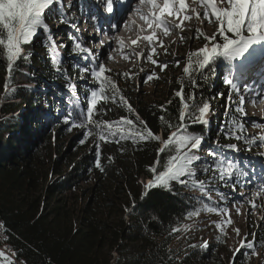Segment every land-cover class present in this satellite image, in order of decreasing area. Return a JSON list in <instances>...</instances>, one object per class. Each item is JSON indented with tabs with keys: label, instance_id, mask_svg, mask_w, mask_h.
<instances>
[{
	"label": "trees",
	"instance_id": "obj_1",
	"mask_svg": "<svg viewBox=\"0 0 264 264\" xmlns=\"http://www.w3.org/2000/svg\"><path fill=\"white\" fill-rule=\"evenodd\" d=\"M48 16L46 13L45 18ZM216 25L211 39L194 36L193 44L198 46L188 48L180 73L160 102L136 103L129 112L120 97H124V86L132 77L106 68L105 75L118 91L106 89L94 110L96 123L84 128L74 125L86 116L91 92L99 90V83L84 71L97 66L78 64L82 56L78 57L75 49L77 42L68 39L61 57L45 40L34 37L30 44L22 45V57L13 62L11 70L0 46V222L15 260L24 264H218L221 236L216 242H199L189 229L191 218L202 208L220 211L222 206L204 195L215 192L216 187H239L245 179L243 173L232 159L211 147L206 150L210 161L204 169L208 171L182 178L185 184L172 181L167 188L141 189L139 181L154 180L168 159L176 155L177 146L163 144L160 149L159 141L140 140L138 134L144 128L135 120L139 115L163 141L178 131L207 139L209 128L196 117L203 104L210 109L218 92L215 99L222 101L224 93L216 88L218 83L232 90L228 79L219 74L223 65H231L218 56L210 66L200 69L192 53L223 43ZM185 67H189L188 73L183 71ZM66 77L80 81L79 87L73 91L67 83L63 90L58 82ZM41 87L46 91L41 92ZM52 89L55 95L50 94ZM178 91L183 92L188 107L181 104ZM236 109L232 105L225 117L218 118L212 132L242 144L243 121ZM181 110L186 116L183 125ZM122 118L132 119L133 124L122 123ZM85 132L89 134L86 138ZM101 136L105 139L100 140ZM98 150L100 157L95 155ZM97 160L100 168L96 167ZM229 162L234 169L232 179L224 180L211 170L212 165L219 164L227 171ZM201 182L208 187L198 188ZM248 243L254 245L255 254L253 249L240 247L231 264H248L258 251L262 256L258 264H264V222Z\"/></svg>",
	"mask_w": 264,
	"mask_h": 264
},
{
	"label": "rangeland",
	"instance_id": "obj_2",
	"mask_svg": "<svg viewBox=\"0 0 264 264\" xmlns=\"http://www.w3.org/2000/svg\"><path fill=\"white\" fill-rule=\"evenodd\" d=\"M186 1L185 14L190 15L192 19L190 21H183L182 28H175L167 34L163 32L162 28L156 27L155 23H153L151 29L148 28L147 22L141 18L139 13L135 12L139 0L126 2V4H129V8H127L123 16H120L122 13H119L115 25L116 29L110 31L109 28L107 36L104 37L107 42L104 43V40L101 39L102 48L98 50L96 44L100 40L96 42V34L98 32L94 34L93 28H91L93 17L90 15V7H85L86 0H55L51 11L46 10L49 16L45 18V23L50 31L45 32L43 29H39L35 37L38 40H45L57 52L58 56L65 55L63 48L67 45L68 39H71L73 43L79 42L90 50L88 54H79L78 57L82 56V59L78 61L81 67L88 64L97 66L102 63L106 68L114 72L124 71L129 73L132 80L131 82L128 81L124 86V98L128 102L127 105H130L132 108L136 103L139 104L140 102L151 105L164 100L168 86L183 67L182 63L186 58L188 48L190 46H198L193 44L192 40L194 36L197 37L196 29H199L200 35L204 37H210L217 29L215 21L209 23V18L203 17V5L199 4L197 0ZM158 2L162 4L163 0H158ZM214 2L220 7L227 6L220 3V0H214ZM104 7L105 5H101L100 11L102 14L107 13V10L103 12ZM197 13L201 14L200 18H197ZM118 18L119 22H117ZM165 19L171 24H181L182 22V17H165ZM127 22L130 24L127 25ZM92 23L94 24V22ZM153 31H155L156 37L153 44L149 45L147 41L143 40V37L152 35ZM133 40H136L137 43L133 44ZM208 44L209 42H207ZM152 47L157 49L156 53L153 54V59L167 63L168 66L164 71H161L158 65L150 64V61L147 60L148 54L152 52ZM254 47H257V54L251 58L250 66L243 73L242 77L238 76L236 65L243 62V57L234 60L231 66L223 65L219 70L220 75H225L227 78L235 80V83L240 86L239 93L244 97V86L249 84L250 78L256 79L260 83L264 79V50H262L264 49V45ZM173 61H178V63H174ZM152 71L159 78L154 77L151 81H147L145 75L150 74ZM75 81V78L69 79L66 77V79H61L58 85L65 90L63 86H66L67 83L75 87L76 85L78 86L80 81L78 83H75ZM218 84L216 88L221 93H224V95L222 101L220 99L216 100L215 97H218L220 94L218 92V95L214 96L213 105L206 113L208 122L205 125L209 128V133L206 136L207 139L202 141L201 146L197 150H194L200 159L191 166L190 170L192 172L203 171L205 165L209 164L210 161V156L206 154V150L212 147L219 149L228 159H232L236 164V168L249 181L237 188L227 187L223 190L216 187V189H213L216 193L206 192L204 196L212 202L219 203L222 209L212 212L208 211L207 208L199 209L196 216L191 218L192 222L189 229L192 231L191 234L196 236L197 240L202 243L208 241L216 242L221 236L223 242H220L221 239L220 241L218 240L221 245L219 247L221 255L218 264H231L233 256L241 247V241L246 238L248 243L253 238L255 229L260 228L264 222V197L260 190L261 186L264 185V146L259 143V138L264 136V96L259 98L255 104L252 101V103H249L247 101L248 97L244 98L243 111L240 112L243 121V135H245L244 143H231L223 140L218 133L212 131H214V124L218 118L222 119L226 116V113L230 112L232 105L237 106L239 104V95L233 88L229 92L226 86ZM27 86L31 88L35 87L34 85ZM4 90L5 88L3 92ZM77 90L79 92V89ZM40 91L44 92L46 88L41 87ZM51 93L55 95L56 92L52 89ZM75 96L79 101L80 97L77 94ZM1 101L0 97V103ZM256 103L257 110L255 107ZM111 110L116 115V109L112 107ZM47 115H50V113ZM158 135L160 136L161 149L164 141L161 135ZM229 144L235 145V149L227 148ZM260 177H263V179ZM139 183L142 189L148 183V180H140ZM197 187L201 188L200 184H197ZM204 187L208 186L203 185L202 189ZM193 194L197 195L198 191H194ZM252 203L257 205L255 209L251 208ZM229 217L232 223L226 224L223 232H221L216 225L224 223L225 219ZM236 229L240 230L239 237L235 232ZM232 249H236V251H232ZM261 258V252L258 251L255 256L249 259L248 264H258Z\"/></svg>",
	"mask_w": 264,
	"mask_h": 264
},
{
	"label": "snow or ice",
	"instance_id": "obj_3",
	"mask_svg": "<svg viewBox=\"0 0 264 264\" xmlns=\"http://www.w3.org/2000/svg\"><path fill=\"white\" fill-rule=\"evenodd\" d=\"M120 0H106V7L109 14L113 13L114 3H118ZM197 2L203 5V17L209 18V23L215 21L219 25L218 34L223 38L222 44H214L212 47H203L198 51L192 53V56L197 58V64L200 69H204L207 66H210L211 63L215 62L216 58L223 57L230 65L234 60H237L240 57H243L244 60L240 64L236 65V71L239 77L243 76V73L250 66V60L257 54V47L264 45V0H220V3L226 4V7H220L214 0H197ZM55 4V0H0V29L3 32H0V46H2L3 52L6 54L7 58V68L11 70L13 67V62L17 58L22 57V45H28L32 42L33 38L37 35L39 29H43L45 32H49L47 24L45 23L46 10L51 11V7ZM178 5V7H177ZM123 7V4H121ZM135 12L141 15V18L144 19L148 28L153 27L155 23L156 27L162 28L165 34L169 33L175 28H182L183 21H190L192 17L186 13V4L185 0H163L162 4L158 0H139V3L136 5ZM200 13H197V18H200ZM165 17H176L181 18V24H171ZM6 33V36L3 34ZM226 33H231L232 37L230 38ZM247 33V35H245ZM197 37L200 36V30L196 29ZM156 37L155 31L152 35H146L143 37L144 41H147L149 45H152ZM183 39V37H181ZM205 40L211 39L209 37H204ZM102 43V41H101ZM133 44H136L137 41L133 40ZM110 46V45H109ZM163 46V45H161ZM75 49L79 53L88 54L89 49L82 46L79 42L75 44ZM219 50V51H218ZM264 50V49H262ZM157 49L152 47V52L148 54L147 60L151 61L153 65H158L161 71H164L167 68L166 62H160L157 59H153V54L156 53ZM167 54V53H166ZM192 56H189V60L192 59ZM28 58V57H23ZM127 58V57H126ZM178 63V61H173ZM53 64L56 63L55 60L52 61ZM191 67V65H189ZM189 67L184 68V72H189ZM85 72H90L92 78H94L99 83V90L91 92V99L88 100L86 116L83 117V121L79 124H75V127L84 128L86 125L95 124L96 121L93 120L94 110L97 108L98 98L104 97L106 89H111L113 93L118 91L116 84L109 79L105 73L108 71L106 67L100 63L95 68H85ZM125 78H129V73H123ZM154 77H157V74L152 71L147 75V81H151ZM226 83L237 91L239 95V104L237 105V111L242 112L244 106V96L239 93V85L235 83L234 79H228ZM73 91L75 86H70ZM244 92H253V89L244 86ZM176 95L180 98V102L184 107H188L184 101V94L182 91H178ZM264 96L262 92H254L252 102L255 103ZM230 99V97H229ZM120 100L125 104H128L127 100L121 96ZM209 110L208 104H203L199 108V115L196 117V120L201 124H206L207 117L206 113ZM128 111L132 112L133 109L128 105ZM161 120L164 119L163 116L160 117ZM179 119L181 125L186 119L185 112L181 110L179 112ZM135 120L139 122L144 131L139 133V138L142 141L148 140H160L159 135H154L153 132L148 129L147 123L143 121L139 115L135 117ZM68 119L66 118L64 123L68 124ZM122 123L132 125V119L122 118ZM108 128H111V123H108ZM89 134L84 133L85 138ZM237 139L239 137H236ZM105 137L101 136L100 140H104ZM84 139L80 140V143L83 144ZM255 143V141H253ZM175 143L176 155L171 156L167 164L164 165V170L159 171L155 176L154 180H150L145 187H164L167 188L169 183L172 181L180 182L185 184L187 181L186 178L193 176L194 173L190 170L191 166L198 161L200 158L195 154L194 150H197L202 144V137L195 135L181 134L180 131L172 133L164 141L165 146ZM259 143L264 146V136L259 138ZM97 147H99L97 145ZM230 149H235V145H228ZM185 149H187L185 151ZM163 151V149L161 150ZM96 157H100L101 152L98 150L95 153ZM96 167L100 168L99 160L96 161ZM211 170L215 173H218L219 176L224 179H232L234 175V169L231 162L227 164V171L221 168V165L215 164L211 166ZM153 172H157V169L153 168ZM208 171V169H204ZM200 187L203 188V183H200ZM257 205L255 203L251 204V208L255 209ZM208 211H218V209L209 208ZM196 213L194 212L193 215ZM239 214V211H238ZM251 214V213H250ZM232 221L229 218H226L224 223L217 224L216 227L223 232L226 224H231ZM237 236L239 237V229L235 230ZM196 247V245H192ZM203 247L206 248L207 244H203ZM241 247H247L253 249L254 245L252 243H247L246 238L241 241ZM236 251V249H232ZM3 255V253H0Z\"/></svg>",
	"mask_w": 264,
	"mask_h": 264
},
{
	"label": "bare ground",
	"instance_id": "obj_4",
	"mask_svg": "<svg viewBox=\"0 0 264 264\" xmlns=\"http://www.w3.org/2000/svg\"><path fill=\"white\" fill-rule=\"evenodd\" d=\"M88 0H86V4H85V7L86 8H88V7H90V9H91V11H90V15L93 17V15L94 14H96V18L97 19H99V18H102V19H104L105 20V17H107V14L106 13H104V16H103V14L101 13V11H100V9H101V6H100V4H99V1H94V2H92V0L91 1H88ZM131 0H129V2H130ZM128 2V3H129ZM126 4L124 7H125V10H127V8H129V4ZM95 5V6H94ZM99 11V12H98ZM85 12V11H84ZM86 14V13H85ZM87 15V14H86ZM120 16H123V14H121ZM120 18V17H119ZM119 18H118V21L117 22H119ZM116 20H117V17L115 18ZM133 19H135V18H133ZM136 21V20H135ZM129 22V21H128ZM127 22V25L128 24H130V23H128ZM263 81H264V79H263ZM254 84L256 85H258V88L260 87L259 86V84H261L260 82H258V80H254ZM259 90L260 89H258V91L257 92H259ZM258 102V101H257ZM252 103V102H251ZM255 104V103H254ZM255 107H256V110H257V103H256V105H255ZM0 226H1V228H2V230H1V232H0V239L1 240H3V247L6 249V250H9L8 249V247L6 246V236H5V230H4V227H3V225H2V223L0 222ZM1 264V263H0Z\"/></svg>",
	"mask_w": 264,
	"mask_h": 264
},
{
	"label": "built area",
	"instance_id": "obj_5",
	"mask_svg": "<svg viewBox=\"0 0 264 264\" xmlns=\"http://www.w3.org/2000/svg\"><path fill=\"white\" fill-rule=\"evenodd\" d=\"M2 228L0 226V232ZM3 240L0 239V253H3V255H0V263L1 264H24L21 261L15 260L10 250H6L3 246Z\"/></svg>",
	"mask_w": 264,
	"mask_h": 264
},
{
	"label": "water",
	"instance_id": "obj_6",
	"mask_svg": "<svg viewBox=\"0 0 264 264\" xmlns=\"http://www.w3.org/2000/svg\"><path fill=\"white\" fill-rule=\"evenodd\" d=\"M149 182V181H148ZM146 185V184H145ZM144 189H145V186H144Z\"/></svg>",
	"mask_w": 264,
	"mask_h": 264
}]
</instances>
